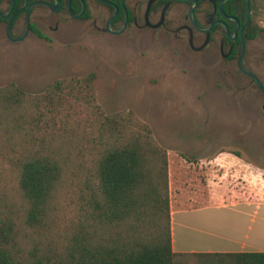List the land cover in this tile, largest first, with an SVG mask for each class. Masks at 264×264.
<instances>
[{"label":"rangeland","instance_id":"rangeland-1","mask_svg":"<svg viewBox=\"0 0 264 264\" xmlns=\"http://www.w3.org/2000/svg\"><path fill=\"white\" fill-rule=\"evenodd\" d=\"M138 2L147 0L127 1L131 8ZM87 4L88 17L83 19L46 7L34 8L31 22L49 36L44 39L32 32L23 41L11 42L0 22V88L15 83L28 94H40L55 80L95 73L97 101L106 114L132 111L165 148L205 143L214 152H239L260 167L264 177V115L258 117L263 111L254 100L264 95L245 87L246 76L218 71L206 58L181 52L151 32L142 37L131 29L118 36L99 31L94 21L103 26L108 12L96 0H87ZM260 21L264 27V9ZM255 72L264 80V62ZM31 108L29 113L35 116ZM70 109L77 111V118L87 117L85 108L72 105ZM41 128L44 130L43 125ZM41 137L42 132L37 131L33 152ZM21 141V136L11 140L0 133V218L12 225L24 252L61 249L81 217L79 187L84 173L65 176L47 217L40 225L29 226L28 204L19 184L27 154ZM236 179L231 172L230 186L243 188ZM175 219L176 241H189V233L181 232ZM186 264H192V259Z\"/></svg>","mask_w":264,"mask_h":264},{"label":"trees","instance_id":"trees-1","mask_svg":"<svg viewBox=\"0 0 264 264\" xmlns=\"http://www.w3.org/2000/svg\"><path fill=\"white\" fill-rule=\"evenodd\" d=\"M80 8L72 3L74 12ZM251 9L252 22L264 0H252ZM31 29L45 38L36 26ZM96 77L58 79L40 94L15 83L0 88V133L11 140L21 136L26 146L19 182L28 204L26 223L40 225L64 177L84 173L81 217L65 246L26 253L12 225L0 218V264H264V252L174 253L167 149L132 111H103ZM72 105L85 108L87 117H75ZM37 131L42 137L33 152Z\"/></svg>","mask_w":264,"mask_h":264},{"label":"flooded vegetation","instance_id":"flooded-vegetation-1","mask_svg":"<svg viewBox=\"0 0 264 264\" xmlns=\"http://www.w3.org/2000/svg\"><path fill=\"white\" fill-rule=\"evenodd\" d=\"M84 1L86 2V12H88L87 0ZM104 1H108V3L96 0L108 12V18L103 26L98 25L97 19L94 21V26L99 31L118 36L131 29L135 35L142 37L151 32L153 37L158 35L162 42L177 47L181 52H189L191 55L193 52L206 58L213 66H216L218 71L225 73L240 72L249 79L245 85L246 88H254L258 93L264 95V92L239 67V59L242 57L243 67L256 74L255 71H257L260 63L264 62V50H260V46L264 47V27L261 25L260 17H255L254 21L251 22L252 17L254 18L251 9L252 0H249V4L248 0H197L194 19L199 28L192 22V7L194 6L192 0H154L151 5V0H147L146 3L138 2L132 8L128 5V0H124L127 17L120 0ZM34 2L43 3L36 5L31 10L30 30L25 39L33 32L31 26H36L31 22V14L34 8L46 7L53 12L48 5L55 4V0H28V5ZM73 2L76 6L81 5V0H60V7L56 12L63 11L71 16L69 5L72 9ZM11 6L12 0H0V13L10 12L8 17L0 18V22L5 25V38L11 42H20L14 41V39L25 33L28 6L20 10L25 6V0H15L14 7L10 11ZM80 10L81 8L78 12L72 11L77 14ZM17 11L19 12L16 14ZM115 13L116 15L112 18ZM14 15L15 18L11 25L12 39H10L7 34V27ZM84 16L78 19H83ZM20 17H22V21H18ZM110 20L111 31H108ZM59 28V24H56L54 29L58 31ZM119 30H123L122 33H113ZM42 33L45 38L49 37L44 32ZM251 46L255 47L254 51H252ZM258 78L264 86L263 78L260 76ZM254 100L258 101L256 103L260 104L259 107L263 111V113L258 114V117H261L264 115V96H259Z\"/></svg>","mask_w":264,"mask_h":264},{"label":"crops","instance_id":"crops-1","mask_svg":"<svg viewBox=\"0 0 264 264\" xmlns=\"http://www.w3.org/2000/svg\"><path fill=\"white\" fill-rule=\"evenodd\" d=\"M166 149L174 253H263L260 167L233 152H214L205 143ZM231 172L243 188L230 186ZM175 218L189 241H176Z\"/></svg>","mask_w":264,"mask_h":264},{"label":"water","instance_id":"water-1","mask_svg":"<svg viewBox=\"0 0 264 264\" xmlns=\"http://www.w3.org/2000/svg\"><path fill=\"white\" fill-rule=\"evenodd\" d=\"M100 1H103V2H105V3H108V1H104V0H100ZM154 0H151L150 1V5H151V3L153 2ZM192 1H194V6L192 7V22L194 23V25L196 26V27H198L197 26V24H196V22H195V19H194V9H195V5L197 4V0H192ZM120 2H121V5H122V8L124 9V11H125V15H126V17H127V13H126V10H125V5H124V0H120ZM43 2H34V3H32V4H30V5H28V0H25V6L24 7H22L20 10H22V9H24L25 7H27V10H26V30H25V33L21 36V37H19V38H17V39H14V41H23L24 39H25V37L28 35V33H29V30H30V13H31V10L33 9V7H35L36 5H38V4H42ZM14 4H15V0H12V6H11V8H10V11L12 10V8L14 7ZM248 4H249V0H248ZM81 5H82V7H81V10H80V12L79 13H74L73 11H72V9H71V5H69V10H70V14H71V16L73 17V18H75V19H78V18H81V17H83L84 16V14H85V12H86V2L84 1V0H81ZM50 8H51V10L53 11V12H56V11H58L59 10V7H60V0H55V4L54 5H48ZM19 10V11H20ZM116 10H117V7H116ZM19 11H17L16 12V14L19 12ZM248 11H249V9H248ZM10 13V12H9ZM9 13H5V14H2V13H0V18H6V17H8V15H9ZM249 13V12H248ZM116 15V13L112 16V18L114 17ZM14 18H15V15L11 18V20L9 21V23H8V27H7V34H8V37L10 38V39H12V37H11V25H12V22H13V20H14ZM110 22H111V20L109 21V23H108V31H111V29H110ZM199 28V27H198ZM122 31L123 30H119V31H115V32H113V33H115V34H120V33H122ZM206 32H208V30H206ZM239 67H240V69L242 70V72L244 73V74H246L248 77H250L251 79H252V81H254V83L264 92V86L262 85V83H261V81H260V79L258 78V76L256 75V74H254L253 72H251V71H249V70H247V69H245L244 67H243V65H242V57H240V59H239Z\"/></svg>","mask_w":264,"mask_h":264}]
</instances>
